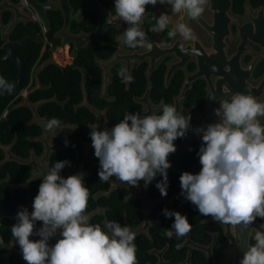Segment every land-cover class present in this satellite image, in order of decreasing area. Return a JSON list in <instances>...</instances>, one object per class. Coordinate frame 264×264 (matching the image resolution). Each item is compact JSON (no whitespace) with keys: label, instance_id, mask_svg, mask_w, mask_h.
I'll return each instance as SVG.
<instances>
[{"label":"clouds","instance_id":"clouds-1","mask_svg":"<svg viewBox=\"0 0 264 264\" xmlns=\"http://www.w3.org/2000/svg\"><path fill=\"white\" fill-rule=\"evenodd\" d=\"M168 5L171 15L162 13L149 30L163 32L169 28L172 15L184 14L190 19L199 18L208 0H114L117 16L128 25L122 34L129 48L152 47L147 33L140 24L146 6ZM110 23L109 19L106 21ZM179 34L184 40L195 39L193 30L184 22L168 32V38ZM163 43V42H162ZM163 46H167L163 44ZM185 51L183 46L180 49ZM216 71L215 65L211 66ZM121 68L118 75L125 82L132 77ZM15 85L0 76V95L11 94ZM215 102V96H209ZM214 109L218 118L203 133V144L198 156L201 170L198 174L184 172L180 176L181 195L196 206L201 216L214 222L242 228L251 234L250 226L259 217L264 219V102L249 92L237 93L219 100ZM191 116L181 114L172 104L162 103L159 111L142 115L127 113L110 130L93 125L90 130L94 155L99 160V180L108 182L115 177L129 186L143 181L147 187L160 174L163 180L156 184L163 197L167 196L168 157L177 151L174 144L190 131ZM61 121L51 118L46 129H58ZM70 166L69 161L55 162L45 168L31 213L27 208L18 211L17 222L11 235L19 245L27 264H138L135 233L129 226L116 221L90 223L87 213L90 190L85 186L84 175L78 173L64 178L61 171ZM166 218L174 217L171 230L164 235L177 240L187 236L192 229L185 215L165 209ZM42 226L36 229V223ZM106 229V230H105ZM59 236L54 245L50 239ZM38 236V240H30ZM255 243L247 246L240 264H264V231L256 230ZM3 239L0 238V244ZM177 249L182 247L176 245Z\"/></svg>","mask_w":264,"mask_h":264},{"label":"trees","instance_id":"trees-1","mask_svg":"<svg viewBox=\"0 0 264 264\" xmlns=\"http://www.w3.org/2000/svg\"><path fill=\"white\" fill-rule=\"evenodd\" d=\"M1 1V0H0ZM19 3L20 0H12ZM44 2V0H39ZM246 0H235L234 13L243 12V5ZM102 6L111 9L115 15L113 6L114 0H100ZM254 8L264 6V0H251ZM86 5V0H73L72 6L75 10L82 9ZM147 7V6H146ZM147 10V9H146ZM49 19L52 23V30L48 34V39L55 46L60 44V40L56 39L54 34L62 27L63 20L61 14L57 11L49 13ZM9 15H6L4 22L8 23ZM156 21L153 17H149L144 27L150 30ZM98 27V20L95 15L87 16L81 23H74L71 26V32L76 35L93 34ZM41 36L39 27L29 26L20 27L11 37L12 42L19 41L26 36ZM165 42L169 40L167 33L164 35ZM4 41L0 38V76L5 78L9 83L14 84L18 77V68L16 64L10 61H4L5 51L3 49ZM115 43V30H108L104 36V43L97 42L89 44L74 58L73 64L65 68H61L53 63H48L52 52L49 48L42 54L43 47L36 43H31L27 48L17 50L16 54L20 59H26L25 73L22 87L27 90L29 87L34 89L36 81L32 78L33 72L41 68L39 72V83L41 89L30 95L29 101L32 105L43 103L38 108V114L41 120L47 123L51 118H57L61 121V125L54 132L64 128L58 137L54 138L53 146L61 148L55 152L50 160V167L55 162L69 161V169L71 172H78L82 166L89 175L84 177L85 186L90 190V198L88 201L87 213L90 215L97 210H102L95 215L90 223H99L104 227L106 222L116 221L123 226H129L132 230H136L142 224V215L140 209L142 202L139 200L126 203V199L131 195L128 190H116L109 195L106 193L111 188V183L120 185L122 182L115 177L110 178L108 182L99 180V160L94 155V148H90L86 152V144L91 143L90 130L97 122V116L89 107L83 106L86 96L88 104L99 112H105L107 122L115 125L120 122L127 113L141 112L142 107L134 102V98H141L145 95L149 84L152 85L151 100L155 105H159L162 101L166 104L174 105V97L178 94L181 87L183 76L179 74L173 81L169 91L164 86L165 67L153 74L151 81L145 76L146 66L137 67L134 71L131 82L130 91L126 90L125 80L118 75L123 66H117L113 72L112 84L108 88V95L114 101H108L102 98L103 90V74L98 67L96 60L101 59L107 61L113 56V48ZM127 48H129L127 46ZM130 49V48H129ZM47 62V63H46ZM45 64V65H44ZM264 73V64L260 66L256 73V78H260ZM84 75L86 77L84 78ZM85 85V92L83 89ZM23 102V97L16 92L7 95H0V145L3 147H12V153L15 157L22 160H30L32 154L37 159H42L44 155V145L36 142L43 136V129L37 125H31L34 115L25 108L19 107ZM184 106L186 108L197 107L199 112L205 108V91L204 84L201 82L195 85L194 91L186 99ZM8 113V114H7ZM7 114V115H6ZM102 129V128H100ZM176 148L181 145L180 140L174 141ZM202 143L194 142L192 151L185 154L182 160L172 159L174 171H168V187L166 199H170L173 195L175 198V208L168 206H159L155 208L152 214L153 220H159L160 223L150 229V238L146 235L136 236L134 243L137 248L136 256L138 264H158L156 256L152 255L153 250L163 251L169 246L165 259L170 264H183L186 262L190 249L176 245L183 244L186 238L179 240L173 234L168 239L163 233L165 229L171 230L174 223V217L166 218L163 215L165 209L175 211L185 215L188 222L192 225L191 238L194 243L208 247L212 243L210 234L220 233L218 242L213 250L214 258L219 263L222 261L227 241L224 238L222 227L219 224L203 225L202 221L209 217L201 216L198 209L192 207L191 202L185 200L181 195L180 176L184 172L192 174L191 167L197 162V155ZM170 156V155H169ZM6 159L5 152L0 148V219L3 214L6 218L0 220V238L3 239V246H9L13 241L11 235V227L17 222L13 220L18 211L27 208L31 213L35 196L38 194L39 185L42 180H36L30 187V190L19 189L14 194L11 193V185L6 183L7 179L16 184H25L33 177V169L29 166L21 165L17 162H8L3 164ZM67 166V165H66ZM67 168L61 171L63 177L66 176ZM159 180L157 183L161 182ZM156 183V184H157ZM152 187L149 196L152 200H158L161 193L156 187ZM264 226V219L257 218ZM42 226V222L36 223L38 230ZM106 230V229H105ZM40 237L31 236L30 240H38ZM255 241L253 239L254 244ZM15 247L19 250V245L14 240ZM207 258L204 253L194 251L192 264H207ZM0 264H22V259L18 255L8 256V251L0 248Z\"/></svg>","mask_w":264,"mask_h":264},{"label":"water","instance_id":"water-1","mask_svg":"<svg viewBox=\"0 0 264 264\" xmlns=\"http://www.w3.org/2000/svg\"><path fill=\"white\" fill-rule=\"evenodd\" d=\"M210 1H211V11L214 13V15H216V14L220 15V17L215 18V22L219 23V25L215 26V27H210L204 21L200 20V18H197L196 20H199V22L202 24V27L205 30H207L211 35L214 36L215 45H214L212 51L210 52V54H214V56L218 58V60L213 63V65H215L217 67V70L213 71V74L218 76L220 78V80L218 81V83L216 85H213L212 82H210V76L211 75L207 71V68L210 66H208L206 64L205 60H199V72L195 75L188 77L186 83L184 84V89L182 90L181 98L176 100V107H177L178 111H180V104H181L182 100L184 99L186 93L188 92V90L190 88V84L197 81L199 78L205 77V76H207V78L209 80L208 98L211 95V96H215L216 100L214 102L211 99L207 98L206 118L203 119L200 124H197L195 121V118H194V116L196 114L195 110L188 113L191 116L190 131H188L186 133L184 138H179V139L183 140L182 146L180 147V149L178 151H176L175 153L172 154V157L177 158V159H181L185 153H187L191 150L190 144L193 141L197 140L199 142H202L203 133L201 132V133L197 134L196 129L202 127L206 130L207 126L209 124H213V123L217 122L218 118L214 115V109H216L220 106L219 100L228 99L230 102L231 96L234 94H237V93L248 94L249 92H251V94L254 95L255 97H257L259 100L264 95V80L257 87H253L251 84L247 83V79L250 78L251 73L254 70V66H256V63L258 60L255 63H253L251 65V67L247 70L242 69V67L240 66V57L245 52V45L247 43V35L249 34V32L246 31V28L241 29V36L243 39V43L240 47V51H239L238 55L233 57V59H232L235 61V65H234L235 69H232L230 67L229 62L226 59V53L224 50L223 38L226 34H229L228 24L231 21V18L229 16V11H230V8L232 5L231 0H210ZM25 2L30 7H32L34 9V12L37 14L38 17H40L42 19V21L44 22V24L46 26V29H48V22L46 20L44 12L46 10H50V8L49 7H42L35 0H25ZM66 2H67V0H63V6L65 9V17H66V27H68L69 11L67 9ZM10 10L14 11L16 16L13 19V21L11 22V25L9 27L8 32H11V30L14 28V26L16 25V23L18 21H20L22 19H25L26 22L28 20H31V18H29V17L19 15V11L21 10V8H16L14 5L10 4L9 0H3L0 3V22H1V14L3 12L10 11ZM93 12L97 13L99 16V19H100V27H99L98 32L95 35H93V36H81V37H77V38H69V37L65 36L64 45H66L68 42L76 43L77 49H76L75 55L82 48L87 46L88 44H90L94 41H102V36L105 33L106 29L108 27L113 26V23L110 20H109L110 23L106 22L109 19L108 14L102 8L99 7L97 0H90V7L83 12V15L93 13ZM260 14L262 15L263 12H260ZM180 20H183V22L186 23L188 20V17L183 14L182 18ZM263 32H264V30H263ZM251 36H252V34H251ZM154 37H155V35L153 37H150V38L148 37V39H149L148 42H150L152 44V47L150 48V51L146 54H138L136 52V53L131 54V55H124V56L117 55V57L113 61H111L107 64H103V63L99 64L100 67L102 68L103 74H104L103 98H107L106 90H107L108 84L110 83L109 71H110L111 67L116 65L118 62H125L126 63L127 75L131 76L132 71H133L132 64L135 61L142 63V62L149 59L151 61V66H152L151 71H153L155 69L157 62L161 58H163L164 56H167V55L176 54L179 57L180 62L176 65L171 66V70L167 76V84H169V81L172 78V76L174 75V73L176 72V70L185 66V61L188 59V49H184L187 52H182L180 49H181V46H183V45L180 42H177L171 49H161L154 42ZM30 42L41 43V40L36 39V38H27V39H25L21 42H18V43L6 44L4 46V50L6 51V56H5L4 60L14 62V63H16V65L18 67V77H17L16 82L14 83L15 88H14L13 92H16L19 95H21L23 97V102L20 105H18L17 108L25 107V108L29 109L34 115V119L31 123V125H37L43 129V133H44L43 136L39 139H36L35 141L41 142L44 145V155L40 161L37 160V158L34 154H32V157L30 160H22V159H19L13 155V153H12V147L13 146L3 147L0 145V148L3 149V151L5 152V155H6V159L3 162V164L8 163V162H17L21 165L29 166L33 169V177L31 178L30 181H28L25 184L16 185L11 181V179H7L5 181L6 183L11 185V193L12 194H14L15 191L19 190V189H26L29 191L31 185L36 180H42V174H46L45 168L46 167L50 168V160H51L52 155L59 150H63L61 148L54 147L52 144L53 140H54V138L59 136L60 132L64 128H66V127H63V128H61L55 132L54 131L49 132L46 129V122L41 120V118L38 114V108L43 103H40L37 105H32L29 101L30 95L42 88L40 83H39V72H40L41 68L38 70V72L35 75L36 87L34 89H32L31 91H28V92L24 91V89L22 87L23 80L26 76L25 71H24L25 61L18 59L16 57L15 51L18 47H25ZM54 62H55L54 60L49 61V63H54ZM236 63L239 67H237ZM224 67H230L231 73L224 72ZM85 77H86V75H84V78ZM127 84L129 85V82H127ZM83 89L85 92V85H83ZM7 94L8 93H5L3 95L5 96ZM136 102L141 104V105H145L147 108L146 112L141 113L142 115H145V114L150 115V114H152V112L159 111V109L161 108V107L158 109L153 108L152 103L149 100V93L145 96L144 99L136 100ZM83 106L89 107L91 109V111L97 116V122L95 123V125H99L100 128H102V129L107 128L110 130L112 128V126L108 125V123H107L105 113H101V112L97 111L96 109H94L93 107H91L88 104L86 96L84 98ZM261 123L264 124V122H261ZM90 148H92V143H87L86 144V152L87 153H88V150ZM169 163L171 164L170 160H169ZM201 167L202 166L199 162V157H198V165L193 167L194 175L197 174V172L201 170ZM66 168H67V172H66V176L64 178H67L68 176L75 175L78 173H82L84 175V177H87L89 175V173L86 172L84 166H82L81 169L76 173L71 172V170L69 169V166H66ZM169 169L173 170L172 164H171V167ZM162 178L163 177L160 174H157V176L153 179V181L147 187H145L144 182L139 183L138 186H129L126 183L123 185H117V184L111 183V188L106 193V195H109L111 192L116 191V190L131 189V190H135L136 194L134 196H132L131 198L127 199L126 202L132 201L134 199H141L144 202V208L141 210V214L143 216V224L138 230H132L131 229L135 233V236H137L139 234H145L148 237H150V234H149L150 227L154 224L159 223V221H156L154 223L151 222V213L155 207L161 206L164 204L173 206V199L170 201H167L163 197H161L158 201L153 202L148 197V192L151 189V186L158 179H162ZM32 204L33 203L30 202L31 207H32ZM193 206H195V205H193ZM101 212H102V210H97L94 213L90 214L89 215L90 221L92 220V218L95 215H98ZM16 216H17V214L14 217H12V219L16 220ZM4 218H6L5 214L2 215L1 219H4ZM211 223H218V222H214L212 218L203 222V224H211ZM222 225L225 228V237L229 242L228 253L226 255V258H225L223 264H240V261L243 259L244 253L247 250V246L252 245V237H253L254 232L256 230L264 231V228L260 225V223L258 221H255L250 226V228L252 230H251V234H249V232L244 230L242 228V226L233 227L231 225H224V224H222ZM59 238L60 237L57 235L56 237L50 239L49 244H55ZM186 238H187V242L185 245L186 247H192L194 250L204 252L208 258V264H216L214 257H213V253H212V250L216 245V236H214L213 244L208 248L194 244L190 239V233L186 236ZM0 247L4 248L6 250H9L10 255L17 254L23 259L21 250H18L15 247L14 239L9 246H3L1 244ZM167 249L164 252H156V251L153 252V255H156L159 258V264H169V263H166L164 260V256L167 252ZM191 258H192L191 255H189V258L185 264H192ZM23 264H27V262L24 261V259H23Z\"/></svg>","mask_w":264,"mask_h":264},{"label":"flooded vegetation","instance_id":"flooded-vegetation-1","mask_svg":"<svg viewBox=\"0 0 264 264\" xmlns=\"http://www.w3.org/2000/svg\"><path fill=\"white\" fill-rule=\"evenodd\" d=\"M2 1L3 0H1L0 3ZM35 1L39 5H41L42 7H49L50 8V10H46L44 12L46 20L48 22V29H46V26H45L44 22L42 21V19L37 16V14L34 12V9L32 7H30L25 2V0H20L19 3H14L12 0H9L10 4L14 5L16 8H21V10L19 11V15H21V16L23 15V16L29 17V18H31V20H28L27 22H26L25 19H22V20L18 21L16 23V25L14 26V28L11 30V32H8L9 31V27L11 25V22L15 18L16 14H15L14 11H11V10L3 12L1 14L0 38H1V40L4 41L3 49H4V46L6 44L18 43V42H21V41H23V40H25L27 38H36V39L41 40V43L30 42L29 44L36 43L38 45H42V47H43L42 54L45 53V51L49 48V50L52 52V55H51V58L49 59V61L54 60L55 62L53 64H56L57 66H59L61 68H65L67 66H71L73 64L74 58L82 51L83 48L75 55V52H76V49H77L76 43L68 42L66 45H64L65 36H67L69 38H77V37H81V36H93V35H95L98 32L99 27H100V19H99L98 14L93 12V13H89V14L83 15V12L90 7V0H86V5L82 9H79V10H75L73 8V6H72V1L73 0H67L66 6H67V9L69 11V23H68V27H66V17H65V9H64V6H63V0H44V2H40L39 0H35ZM97 3L99 5V7L102 8L108 14L109 20L113 23V26L108 27L106 29L105 33L102 36V41H94V42L103 44L104 43V36H105L106 32L108 30H115V43H116V45L113 48L114 53H113L112 58H110L107 61H103L101 59H97L96 60V63H97L98 67L101 70H102V68L99 65L100 63L107 64V63L113 61L117 57V55H119V56L131 55V54H134L136 52L138 54H146V53H148L150 51V48L147 47V46L146 47H137V48H134V49L133 48H130V49L127 48V46L123 43V40H122V34L125 31V29H126V27H124L125 23L117 16V14L114 15L111 12V9H108V8L102 6V4L100 3V0H97ZM231 3H232V5H231L230 11H229V16L231 18V21L228 24L229 34H226L224 36V38H223L224 50H225V53H226V59L229 62L230 67L232 69H235V67H234L235 61L232 60V59H233V57L238 55V53L240 51V47H241V45L243 43V39H242V36H241V29L246 28V31L249 32V34L247 35V43L245 45V52L240 57V66L242 67V69L247 70V69H249L251 67V65L253 63H255L258 60L257 63H256V66H254V70L251 73L250 78L247 79V83L251 84L253 87H257L264 80V73H263V75L260 78H256V73H257L258 69L260 68V66H262L264 64V32H263V30H264V6H261L259 8H254L252 6V4H251V0H246L244 5H243V9H244L243 12L240 13V14H236V13H234L235 0H231ZM114 6L115 5L113 4L112 7H114ZM146 9H147L146 13L143 16L141 24H140L141 29L144 30L147 33L149 38L153 37L155 35L154 42L161 49H171L177 42H180L183 45L184 49H188V59L185 61V66L184 67L179 68L178 70H176V72L174 73V75L170 79L169 84H167V76H168V73L171 70V66L176 65V64H178L180 62V59H179V57L176 54L167 55V56H164L163 58H161L157 62L156 66H155V69L153 71H151V67L152 66H151V61L149 59L144 61V62H142V63H140L138 61L133 62V64H132L133 71H132V74H131L132 79H133L134 71L136 70L137 67L145 65L146 66V72H145L146 79L148 81H151V78H152L153 74L156 73L157 71H159L160 68H162L164 66L165 67L164 86H165L166 90L169 91L171 86H172V83H173L174 79L179 74H182L183 81H182L181 87L179 89L178 94L174 97V106H176V100L181 98L182 90L184 89V84L186 83L188 77L197 74L199 72V60H205L206 64L208 66H210V67L207 68L208 73H210V75H211L210 76V82H212L213 85H216L218 83V81L220 80V78L218 76H216L215 74H213V71L211 70V66L213 65V63L215 61L218 60V58L215 57L214 54H210V52L212 51V49H213V47L215 45L214 36L211 35L207 30H205L202 27V24L199 22V20L188 18L186 24L193 30L196 38L193 39V40H184L178 34L176 37L171 38V39L169 38V40L165 42V40L163 38L164 35L172 27H174L176 24L183 22V20H180L182 18L183 14L172 15L171 24L169 25V28L166 29L165 31H163V32H151V31L145 29V27H144L145 21L149 17H153L155 19V17H158L162 13H167V14L171 15V9H170V6L161 5L159 3H157L156 6L148 5L146 7ZM53 11L59 12L61 14V17H62V20H63L62 27L54 34L55 38L60 40V44L58 46H55L53 43H51L49 41L48 37H47L48 34L52 30V23L50 22V19H49L48 15H49L50 12H53ZM260 12H263V14L261 15ZM6 15H9L8 23L4 22ZM90 15H95L97 17V20H98L97 30L93 34H90V35H88V34H80V35L73 34L71 32L72 24H74V23L79 24L87 16H90ZM216 17H220V15L219 14L214 15V13L211 11V1L208 0V4L205 7V11L203 12V14L199 18H200V20L204 21L208 26L215 27V26L219 25V23L215 22V18ZM29 26L39 27L41 29V36L37 34V36H35V37L26 36V37H24L23 39H21L19 41H16V42H12L11 41V37L16 33L18 28H20V27H29ZM251 34H252V36H251ZM202 35H204L209 40V42H206ZM167 38H168V35H167ZM94 42H92V43H94ZM163 44H166L167 46H163ZM28 45L25 46V47H18L16 49V51H15V54H16L17 50L23 49V48H27ZM87 46H85V47H87ZM183 52H187V51L185 50ZM5 56H6V51H5ZM5 56H4V58H5ZM16 57L18 58L17 54H16ZM18 59H20V58H18ZM20 60H24L25 64L27 62L26 59H20ZM49 61H48V63H49ZM10 62H12V61H10ZM14 64H16V63H14ZM25 64H24V71H25ZM119 65L123 66L124 69H126L125 75H127V65H126L125 62H118L116 65L111 67V69L109 71L110 83L108 84L107 90H106L107 98H103V90H102V98L106 99L108 101H114L108 95V88L112 84V81H113L112 72ZM236 65H237V63H236ZM230 67H224V72L231 73ZM237 67H239V66L237 65ZM41 68H43V65H41ZM38 70L39 69L37 68L33 72V75H32V78H34L35 81H36L35 75L38 72ZM102 74H103V70H102ZM25 75H26V73H25ZM131 82H132V80H131ZM131 82H129V85L127 84V82H125L126 90L128 92L130 91ZM199 82L200 83L202 82L204 84V91H205V108H204V111H202V112H199V110H198V108L196 106L192 107V108H186L184 106V103H185L186 99L194 91L195 85L197 83H199ZM103 86H104V74H103ZM208 89H209V80H208L207 76L201 77L197 81L191 83L188 92L186 93L184 99L182 100V102L180 104V111L179 112L181 114L189 115L188 114L189 112L195 110L196 111V114L194 116L195 121H196L197 124H200L202 122V120L206 118V102H207V98H208V94H209ZM24 91H27V92L31 91V88L29 87L27 90H24ZM148 93H149V100L151 101L152 106H153L154 109L160 108L162 103H164L162 101L159 105H155L152 102V100H151L152 85L149 84L148 89H147V91H146V93H145V95L143 97L134 98V102L142 107V111L139 112L140 114L146 112L147 108H146L145 105H141V104L137 103L136 100L144 99L145 96ZM260 101L264 102V95L261 97ZM101 113H105V112H101ZM105 115H106V113H105ZM199 115L202 116V118L200 120H198V116ZM259 119H260V117H259ZM261 122H264V117L261 120ZM108 125H110V124L108 123ZM110 126L113 127L115 125H110ZM178 140L181 141V145H180V147H181L183 140L179 139V138H178ZM194 142H199V141L196 140V141H193L190 144L191 150L189 152L192 151V145H193ZM202 142H199V143H202ZM180 147L177 149V151L180 149ZM189 152H187V153H189ZM187 153H185V154H187ZM184 155H183V157H184ZM198 157L199 156L197 155L196 164L191 167L192 174H194L193 173V167L198 165ZM182 158L181 159L173 158L172 154H170V156L168 157V159L170 160L171 164H172V159L182 160ZM172 166H173V170L168 169L167 172L175 170L173 164H172ZM199 172L200 171H198L197 174ZM159 180H163V178L162 179H158L151 186V189ZM141 182H143V181H141ZM141 182H139V183H141ZM123 184H125V183H122L120 185H123ZM151 189L148 192V197L149 198H150L149 193H150ZM123 190H128V191L131 192V195L127 199L131 198L132 196H134L136 194L135 190H131V189H123ZM161 197H163V196H160V198ZM175 198H176L175 194L170 199L164 198L167 201H170V200L173 199V206H170V205H167V204H164V205H161V206H168V207L174 209L175 208ZM127 199H126V201H127ZM135 200H139V201L142 202V208L140 209V213H141V210L144 208V202L141 199H134L132 201H135ZM150 200L153 201V202L158 201V200H152L151 198H150ZM126 203H128V202H126ZM157 207H159V206H157ZM157 207H155V208H157ZM192 207L195 208L196 206H193V204H192ZM155 208L153 209V211L155 210ZM153 211L151 213V222L154 223V222L159 221V220H153L152 219ZM210 218L211 217H209L208 219H210ZM208 219H206V220H208ZM206 220H204V221H206ZM204 221H202V224H203ZM255 221H258L260 223V225L264 228V226L261 224V222L258 219H256ZM159 223H160V221H159ZM142 224H143V216H142ZM142 224L140 225V227L142 226ZM211 224H219L222 227V232H223L224 238L226 239L224 226L222 224H220V223H211ZM155 225H157V224L152 225L150 227V229L153 226H155ZM203 225H209V224H203ZM138 229H136V230H138ZM192 230L193 229H191V232H190V239L193 242V240L191 238ZM149 234H150V230H149ZM139 235H145V234H139ZM139 235H137V236H139ZM254 235H255V232L253 234V237H254ZM210 236L212 238L211 245L214 242V236H216V245H217L218 237L220 236V233L218 232V233H215V234H210ZM185 238H186V236H185ZM226 241H227V247H226V251H225L224 257H223L222 261L219 262V263L214 258L216 264H223V262H224V260L226 258V255L228 253V248H229V242H228L227 239H226ZM186 242H187V238H186L185 243L182 246L183 248L190 249V251L188 252V256H187L186 262H187V260L189 258V255H191V257H192L191 258V262H192V260H193V252L197 251V250H194L192 247H186L185 246ZM252 243H253V239H252ZM194 244H196V243H194ZM50 245H54V244H50ZM196 245H199V244H196ZM211 245H209L208 247H210ZM216 245H215V247H216ZM199 246H201V245H199ZM202 247H205V246H202ZM208 247H206V248H208ZM215 247L213 248V250L215 249ZM167 248L169 249V246H167L163 251L153 250L151 252V254L153 255L154 251H156V252H164ZM168 249H167V252H168ZM213 250H212V253H213ZM7 251H8V256L11 257L12 255H10V251L9 250H7ZM167 252H166V254H167ZM198 252H201V251H198ZM202 253H204V252H202ZM166 254H165V256H166ZM13 255H17V254H13ZM154 256H156V255H154ZM165 256H164L165 262L169 263V262L166 261ZM205 256H206V254H205ZM213 257H214V254H213ZM206 258H207V256H206ZM157 259H158V264H159V258L157 257ZM207 261H208V258H207ZM186 262H184L183 264H185ZM22 264H23V259H22ZM207 264H208V262H207Z\"/></svg>","mask_w":264,"mask_h":264},{"label":"rangeland","instance_id":"rangeland-1","mask_svg":"<svg viewBox=\"0 0 264 264\" xmlns=\"http://www.w3.org/2000/svg\"><path fill=\"white\" fill-rule=\"evenodd\" d=\"M124 27H128V25L127 24H124ZM203 36V38H204V40L206 41V42H209V40L204 36V35H202ZM202 118V116L201 115H199L198 116V120H200ZM260 119L262 120L263 119V117H260ZM38 161H40L41 159H37Z\"/></svg>","mask_w":264,"mask_h":264}]
</instances>
